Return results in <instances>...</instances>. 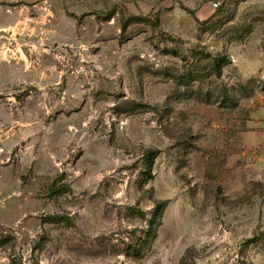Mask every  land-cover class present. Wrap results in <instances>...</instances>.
I'll list each match as a JSON object with an SVG mask.
<instances>
[{"label": "rangeland", "instance_id": "rangeland-1", "mask_svg": "<svg viewBox=\"0 0 264 264\" xmlns=\"http://www.w3.org/2000/svg\"><path fill=\"white\" fill-rule=\"evenodd\" d=\"M0 264H264V0H0Z\"/></svg>", "mask_w": 264, "mask_h": 264}, {"label": "trees", "instance_id": "trees-1", "mask_svg": "<svg viewBox=\"0 0 264 264\" xmlns=\"http://www.w3.org/2000/svg\"><path fill=\"white\" fill-rule=\"evenodd\" d=\"M196 21L199 22V19L196 17ZM144 22L148 25H156L158 26L160 21H159V17L158 15H156V17L154 19H149V18H146L144 19ZM230 64V59L226 58V57H217V58H214V68H215V71H216V75L217 77H221L222 75V68L224 66H227ZM67 189V187H58L56 189V192H64L65 190ZM163 207H164V203H160L158 206H157V210L154 214V220L156 218H158L162 212H163Z\"/></svg>", "mask_w": 264, "mask_h": 264}, {"label": "built area", "instance_id": "built-area-1", "mask_svg": "<svg viewBox=\"0 0 264 264\" xmlns=\"http://www.w3.org/2000/svg\"><path fill=\"white\" fill-rule=\"evenodd\" d=\"M213 7H214V8H218V3H214V4H213Z\"/></svg>", "mask_w": 264, "mask_h": 264}]
</instances>
